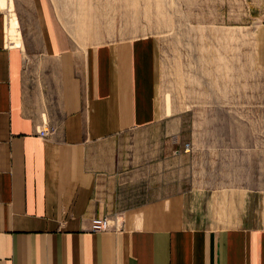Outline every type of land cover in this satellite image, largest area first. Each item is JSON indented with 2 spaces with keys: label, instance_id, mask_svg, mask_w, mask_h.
<instances>
[{
  "label": "crops",
  "instance_id": "crops-1",
  "mask_svg": "<svg viewBox=\"0 0 264 264\" xmlns=\"http://www.w3.org/2000/svg\"><path fill=\"white\" fill-rule=\"evenodd\" d=\"M30 3L35 49L7 44L0 7V264H264V161L256 176L244 166L185 173L174 131H148L168 114L156 96L155 38L74 52L48 0ZM45 122L54 130L42 138ZM132 130L156 138L140 148H157L158 164L172 154L162 185H149L148 162L125 160L119 138ZM95 216L120 226L92 231Z\"/></svg>",
  "mask_w": 264,
  "mask_h": 264
},
{
  "label": "rangeland",
  "instance_id": "rangeland-1",
  "mask_svg": "<svg viewBox=\"0 0 264 264\" xmlns=\"http://www.w3.org/2000/svg\"><path fill=\"white\" fill-rule=\"evenodd\" d=\"M30 2L0 1V7L4 6L5 30L6 27L9 30L8 45L22 46V42L28 45L31 39L38 38L32 26L26 24L28 18L32 20ZM48 2L56 25L67 35L74 52L116 38L141 35L155 38L156 96L168 114L159 126L148 131L154 136L158 129L174 131L179 138L175 144L180 145L178 150L182 154L177 163L183 172L187 173L190 166L204 177L206 169L244 166L246 177L249 172L258 175L264 161V3L260 0ZM13 13L18 17L17 23L20 22L22 39L14 36L10 28ZM34 44L39 46L37 40ZM39 61L32 60V70H39ZM146 135L143 130L128 131L120 136L119 144L124 146L128 165L148 162L149 185L156 187L162 185L158 170L171 178L176 162L171 154L164 164H158L160 153L154 146L144 152L140 148L144 139L150 140L146 146L158 143L155 137L145 138ZM164 181L165 192H173L169 180ZM188 186V181H182L180 187Z\"/></svg>",
  "mask_w": 264,
  "mask_h": 264
},
{
  "label": "built area",
  "instance_id": "built-area-1",
  "mask_svg": "<svg viewBox=\"0 0 264 264\" xmlns=\"http://www.w3.org/2000/svg\"><path fill=\"white\" fill-rule=\"evenodd\" d=\"M54 128L49 125H43L41 129L38 130V135L42 138L48 137L49 134L53 132ZM120 225L117 221L112 220L108 216H96L90 221V229L92 231H101L118 228Z\"/></svg>",
  "mask_w": 264,
  "mask_h": 264
},
{
  "label": "bare ground",
  "instance_id": "bare-ground-1",
  "mask_svg": "<svg viewBox=\"0 0 264 264\" xmlns=\"http://www.w3.org/2000/svg\"><path fill=\"white\" fill-rule=\"evenodd\" d=\"M11 17H12V19L9 20V22L11 24L10 28H12L14 30V36H17L18 39H21V36H20V33H19V26H18V23H17V19H16L15 15H13ZM6 33L7 34L9 33V30L7 31V27H6Z\"/></svg>",
  "mask_w": 264,
  "mask_h": 264
}]
</instances>
